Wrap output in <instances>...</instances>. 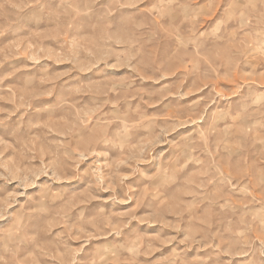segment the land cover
<instances>
[{"label":"rangeland","instance_id":"obj_1","mask_svg":"<svg viewBox=\"0 0 264 264\" xmlns=\"http://www.w3.org/2000/svg\"><path fill=\"white\" fill-rule=\"evenodd\" d=\"M0 264H264V0H0Z\"/></svg>","mask_w":264,"mask_h":264}]
</instances>
